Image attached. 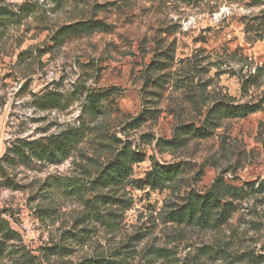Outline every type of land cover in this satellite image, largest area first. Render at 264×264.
Listing matches in <instances>:
<instances>
[{
    "label": "rangeland",
    "instance_id": "obj_1",
    "mask_svg": "<svg viewBox=\"0 0 264 264\" xmlns=\"http://www.w3.org/2000/svg\"><path fill=\"white\" fill-rule=\"evenodd\" d=\"M262 16L257 0H0V219L21 237L0 264H29L21 249L34 264H264V110L182 149L158 144L200 127L217 103L264 99ZM88 21L109 28L54 44L62 27ZM155 62L168 65L154 71ZM111 89L105 116L83 114L90 92ZM74 128L85 136L62 164L13 153ZM127 145L144 158L129 181L96 185ZM155 162L185 170L175 187L140 188ZM218 179L244 190L228 224L167 221Z\"/></svg>",
    "mask_w": 264,
    "mask_h": 264
},
{
    "label": "trees",
    "instance_id": "obj_2",
    "mask_svg": "<svg viewBox=\"0 0 264 264\" xmlns=\"http://www.w3.org/2000/svg\"><path fill=\"white\" fill-rule=\"evenodd\" d=\"M58 0H56L57 2ZM264 4V0H257ZM264 20V16L261 17ZM108 26L102 21L79 22L73 25L62 27L54 36L53 42L56 46H62L71 39L84 38L96 32H107ZM165 56L170 60L169 53ZM166 62H155L151 67L154 71L164 70ZM162 78V77H161ZM264 84V83H263ZM115 89L107 90L102 93L90 92L87 96V103L83 114L93 117L105 116V103L113 97ZM49 103L51 97L47 98ZM264 110V99L251 105H230L227 103H217L208 110L206 119L200 127L182 126L176 129L175 137L170 141H159V146L164 145L171 150H178L186 147L193 140H206L213 137L223 123L232 120H243L251 115ZM144 121L141 116L135 120L134 124L140 126ZM85 132L83 128H74L60 134L47 137L44 140L24 142L23 145L16 146L13 153L19 158H35L41 162L51 164H62L77 149L83 141ZM28 151V153H26ZM28 158V157H27ZM144 161L142 155L134 151L127 145L117 152L114 157L99 172L95 182L99 187L121 188L129 181L133 174L134 166ZM185 170L180 165H164L155 162L152 170L146 175L145 180L139 182L140 188L149 187L152 191L170 190L177 185L179 178ZM253 184L247 183V187L253 188ZM244 190L235 186H228L224 181L217 180L210 190L205 193L190 192L187 195L185 204L171 208L166 213L167 221L179 226H193L205 231L218 230L228 224L233 215L238 210L235 202L243 197ZM113 205L117 203L125 204L127 201L111 199ZM128 207V206H124ZM127 209V208H126ZM111 217H116L115 213H109ZM20 235L14 231L8 222L0 219V257L8 252V248L15 242H20ZM22 258L29 264H34L29 259L27 252L21 249ZM51 255L68 254L65 247H54L50 250ZM82 264H127L122 260H112L106 258H96L84 260Z\"/></svg>",
    "mask_w": 264,
    "mask_h": 264
}]
</instances>
